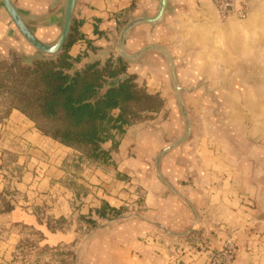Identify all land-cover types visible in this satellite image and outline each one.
<instances>
[{
  "label": "crops",
  "instance_id": "0c3cea01",
  "mask_svg": "<svg viewBox=\"0 0 264 264\" xmlns=\"http://www.w3.org/2000/svg\"><path fill=\"white\" fill-rule=\"evenodd\" d=\"M12 2L40 40L57 39L60 0ZM253 5L244 22H219L209 0H170L160 24H141L126 36L123 45L131 54L152 45L170 52L182 100L191 108L190 125L166 58L148 51L129 64L115 48L130 20L156 15L158 0H78L68 52L78 60L76 68L120 59L126 71L112 82L132 77L162 106L117 134L115 147L113 140L102 145L108 163L85 162L78 171L72 169L74 149L43 135L21 111L0 112V264H21V244L33 235L50 252L82 246L71 264H207L199 247L220 250L231 237L238 247L231 264H264V189L249 183L264 166L242 157L245 144L237 152L232 141L219 142L222 127L214 126V100H226L221 94L228 90L236 95L227 76H214V69L234 68V46L220 47L214 36L234 43L264 26V4ZM34 52L0 0V60ZM220 83L225 87L218 94ZM130 202L138 215L109 223Z\"/></svg>",
  "mask_w": 264,
  "mask_h": 264
},
{
  "label": "trees",
  "instance_id": "16d2710c",
  "mask_svg": "<svg viewBox=\"0 0 264 264\" xmlns=\"http://www.w3.org/2000/svg\"><path fill=\"white\" fill-rule=\"evenodd\" d=\"M74 41L71 36L55 59L0 63V98L4 114L17 109L43 135L78 151L80 162L74 166L81 169L82 161L108 163L110 154L102 145L113 140L115 147L116 135L160 109L162 100L138 88L132 77L112 82L126 71L120 59L77 69L78 60L68 53ZM106 212L104 207L101 214Z\"/></svg>",
  "mask_w": 264,
  "mask_h": 264
},
{
  "label": "rangeland",
  "instance_id": "374dc122",
  "mask_svg": "<svg viewBox=\"0 0 264 264\" xmlns=\"http://www.w3.org/2000/svg\"><path fill=\"white\" fill-rule=\"evenodd\" d=\"M253 3L254 8L255 5L257 7L260 3L264 4V0H252L251 4ZM262 16L261 24H264V10ZM217 20L219 22L227 21L221 20L218 16ZM234 20L242 23L245 19ZM256 30L247 32L242 38H236L234 43H231L230 40L226 41V38L223 40L222 38H218V36H214V44L218 42L220 47H225L227 44L226 49L229 47V49H231L232 45L234 46L233 50L235 52L234 63L230 62L233 64L234 68L214 69V76H227L229 80L227 87H234V92L236 91V95H231L230 90L227 91V95L221 94V97L227 98L226 100H214V126H217V128L222 127V129L224 128L223 130L226 131L223 132L222 135V129L220 130V134H218L219 136L217 138L219 142L232 141L237 146V152L241 151L240 149L242 146L240 145L243 144L244 146L245 144V149L242 150L245 154L242 155V157L246 158L247 155H250V159L254 158L250 160V162H257L256 167L260 169V167L264 166V26ZM11 62L13 61L0 60L2 64ZM251 66H253V68H251ZM219 78L223 79V77ZM222 85L221 83L215 85L217 87L214 89L215 93H221L220 87H225ZM182 104L184 105L185 114L190 120L192 113L189 102L183 100ZM2 111V100L0 98V112ZM145 115L146 117L144 119H148V114ZM248 147H250V154H248ZM74 156L77 158L73 162L72 169L78 171L79 169L74 165L80 162L79 157L81 154L76 151ZM84 163L85 162L82 161L81 164ZM80 168H82V165ZM263 174L264 167L263 171L258 176V180H249L253 188L264 189ZM140 200H142L140 196L136 198V202ZM131 203L132 202H130V206L128 204L127 210L122 213L134 212L137 214V211L133 208V204ZM87 233L88 231L85 232V234ZM85 234L81 237H84ZM38 240V236L36 237L33 235V237H29L25 242H22V250L18 253V257H21V264H71V256L75 254L74 258H72L74 262L78 254L82 251V246H79L78 249L77 245L64 247L62 251L56 253L53 250L50 252L42 249L38 244Z\"/></svg>",
  "mask_w": 264,
  "mask_h": 264
},
{
  "label": "water",
  "instance_id": "95a60500",
  "mask_svg": "<svg viewBox=\"0 0 264 264\" xmlns=\"http://www.w3.org/2000/svg\"><path fill=\"white\" fill-rule=\"evenodd\" d=\"M1 2L11 22L15 26L21 38L35 51L34 54L32 55L21 57V60L24 63L32 64L33 62H36L38 60H47L51 58L55 59L59 56V54H61V52L64 50L65 46L69 42V39L72 35V30L74 25V13L78 0H60V7L62 10V27L57 39L52 43L43 42L33 33V31L28 27L25 20L14 6L12 0H1ZM169 4H170V0H158V9L155 16L153 17L138 16L130 20V22H128L126 26L122 29L116 41L115 48L121 59L125 63H129V64L138 60L144 53L148 51L157 52L160 55H162L164 58H166L169 64V75L178 107L182 111L185 120L188 119V122L190 124V120L188 116H186L184 111V105L182 104L183 101L182 88L180 87V85H178V82L176 81L175 65L170 52L165 48H163L162 46L152 45L145 47L137 54H131L125 50L123 45L126 36L133 28L141 24H151V25L160 24L170 10ZM187 134H188L187 136H189V132ZM136 215L138 214L134 212H124L109 219V223H113L115 221H118L119 219H127L131 217H135ZM92 233H93V229H91L86 235L91 236ZM186 234L187 233H185L184 235Z\"/></svg>",
  "mask_w": 264,
  "mask_h": 264
},
{
  "label": "built area",
  "instance_id": "2783aa9c",
  "mask_svg": "<svg viewBox=\"0 0 264 264\" xmlns=\"http://www.w3.org/2000/svg\"><path fill=\"white\" fill-rule=\"evenodd\" d=\"M216 9L217 16L221 20L236 17L245 19L252 0H209ZM207 255V264H231L237 254L238 247L231 237L227 239L220 250H211L199 247Z\"/></svg>",
  "mask_w": 264,
  "mask_h": 264
}]
</instances>
